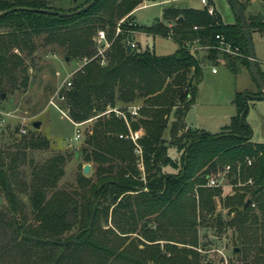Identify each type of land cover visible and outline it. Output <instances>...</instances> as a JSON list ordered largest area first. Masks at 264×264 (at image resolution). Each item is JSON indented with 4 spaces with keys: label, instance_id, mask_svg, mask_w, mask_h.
I'll return each mask as SVG.
<instances>
[{
    "label": "trees",
    "instance_id": "trees-1",
    "mask_svg": "<svg viewBox=\"0 0 264 264\" xmlns=\"http://www.w3.org/2000/svg\"><path fill=\"white\" fill-rule=\"evenodd\" d=\"M89 1L73 0L65 10L73 13L61 16L28 10L50 7L45 0H0V11L14 8L0 14V98L26 89L27 70L34 67L26 58L36 49V37L57 43L68 59L94 55L99 29L110 42L104 64L100 57L82 64L72 73L70 87L60 91V105L73 121L95 118L80 148L83 160L93 162L94 176L80 174L70 188L59 185L66 160L62 153L37 162L28 175L19 170L17 161H24L26 148L48 145L37 133L17 134L13 150H0V190L6 202L0 208L5 236L0 264L8 258L14 264H212L198 250L200 225L236 231L234 247L241 250L233 247L239 256L228 264H264V140L252 139L246 118L248 98H264L262 87L235 92L236 112L219 131L192 128L185 118L204 66L223 60L234 72L242 65L249 68L241 21L236 15L235 22H224L218 9L209 13L203 6L177 4L164 6L162 19L141 24L134 12L142 0H96L76 12ZM236 1L250 32L263 31L264 14H248V3ZM135 30L172 38L177 48L163 54L148 45L138 48L130 36ZM217 34L239 54L224 51ZM195 44L201 49L192 51L188 45ZM132 105L139 106L137 116L129 113ZM116 107L132 130L141 131V155L130 138L119 136L129 127L114 110L107 112ZM170 144L180 153L178 159L169 153ZM226 164L233 166L232 181L251 177L253 182L232 195L223 194L221 186H207L209 174ZM166 165L178 171L166 172ZM217 198L228 218L216 211Z\"/></svg>",
    "mask_w": 264,
    "mask_h": 264
},
{
    "label": "rangeland",
    "instance_id": "rangeland-1",
    "mask_svg": "<svg viewBox=\"0 0 264 264\" xmlns=\"http://www.w3.org/2000/svg\"><path fill=\"white\" fill-rule=\"evenodd\" d=\"M221 13L225 22L236 19L235 11L229 0H213ZM248 3L246 12L255 14L261 11L264 14V7L260 0H244ZM48 8L57 11L67 10L73 4V0H45ZM188 5L202 6L199 0H142L139 8L134 12L135 19L138 23H151L153 20L162 19L163 7L167 5ZM122 19L119 20V22ZM117 23V30L119 27ZM130 35L134 39L138 48L154 47L157 54L172 53L177 48V44L172 38L165 36H150L144 31L135 30ZM253 46L258 57H262L263 62L260 67L264 69V30L252 31ZM36 49L31 58H26L28 63L30 59L33 62V68H29L28 74L30 81L25 90L18 88L12 93H5L0 98V110L8 111L9 115L5 117L3 127H0V150L4 153L13 150L14 145L18 142L15 127L23 124L27 128V133L39 134L48 139V145L44 148L24 150L26 157L24 161L18 160L17 167L23 169L25 173L30 172L31 167L44 158L54 153H62L66 156L65 163L62 166L63 174L58 180V184L66 187L75 186L76 176L83 174L84 176H94L93 162L83 160L80 154V148L86 139V133L90 130L94 119L89 118L81 122L79 125L80 134L78 139L73 138L75 125L67 113V110L60 105L62 99L57 95V89L79 64L78 58H63L64 51L57 43H45L43 38L36 37ZM16 51V49H14ZM212 65L216 66L218 73L212 72ZM36 68V69H35ZM245 68H247L245 66ZM204 73L199 83V92L196 96V106L191 111L192 118H195L202 126L211 132L219 130L221 125L229 124L231 114L236 112L235 104L232 98L236 91H244L253 89L257 84L248 68V72H234L230 68H226L219 64H211L204 66ZM72 74V73H71ZM72 76V75H71ZM252 90L251 92H258ZM263 90V89H262ZM249 109L247 112V121L254 132V140H264V99L255 100L248 98ZM63 111V112H62ZM172 116V115H171ZM38 120L40 125L33 129L32 121ZM171 122V120H170ZM14 123L13 129L10 124ZM192 128H196L190 126ZM167 142L170 140L168 128L164 133ZM169 153L174 159H178L179 152L174 145H169ZM90 163V171L83 173L81 167ZM219 167L217 170H221ZM18 170V169H17ZM165 171L177 172L178 168L171 165L165 166ZM226 185L223 188V194L232 195L236 188L244 187L245 183L240 180L232 181L227 177ZM216 211H221L225 218L227 208L222 205V199L217 198ZM5 197L0 190V208L5 207ZM200 247L198 250L202 254V259H209L212 264H228L230 260H234L238 255L233 252V247L237 244V233L234 229H215L213 226L200 225ZM5 236L0 231V246L4 242ZM238 245V244H237ZM240 246V245H239ZM241 246L239 247V251ZM238 251V252H239ZM236 252V253H238ZM9 261V258H8ZM6 264H14V261Z\"/></svg>",
    "mask_w": 264,
    "mask_h": 264
},
{
    "label": "built area",
    "instance_id": "built-area-1",
    "mask_svg": "<svg viewBox=\"0 0 264 264\" xmlns=\"http://www.w3.org/2000/svg\"><path fill=\"white\" fill-rule=\"evenodd\" d=\"M199 2L201 3V5L203 7H206L208 12L209 13H214L215 11H217V7L216 5L214 4V1L213 0H199ZM118 30H120V28H118ZM216 37L220 38V41H221V48L224 50V51H228V52H232V53H236V54H239L237 52V49L236 47H233L231 45V43L229 42H224L223 40V37L220 36L219 34L216 35ZM94 41L96 42V46H97V51L94 55L90 56V57H87V56H82L81 59H79V64L78 66L72 71L69 73V75L66 77V79L60 84L59 88L57 89V95L59 96L60 99H63V95H60V91L61 89H68L71 85V80H70V77H71V73H73L75 70H77L78 68H80L82 66V64L96 58V57H100V61L102 64H104L106 62V56H105V51L106 49L110 46V42L107 40L106 38V33H105V30L104 29H99L98 32L96 33V35L94 36ZM189 48L192 50V51H195L196 49L199 50L201 49L200 45L198 44H195V45H188ZM220 63H223V60H221ZM211 69L215 72V71H218V69L216 68V66L212 65ZM110 110H114L115 113H117L118 115H121L124 120H126L127 122V125L129 127L128 129V132L127 133H119V136L121 137H126V138H130L134 143H135V151L141 155L142 152H141V147H140V144H139V138L141 137V131L138 130V129H131L130 128V124H129V121L127 120V116L126 114L124 113V111L118 109L117 107L116 108H109L107 109V112H109ZM63 112V111H62ZM129 113L131 116H137L139 114V106L138 105H132L130 108H129ZM9 115V112L8 111H1L0 110V127H3V124L6 123L5 122V117ZM81 124V122H74V125H75V130H74V135H73V138H75L76 140L78 139L79 137V134H80V129H79V125ZM11 128L13 129L14 127V123L10 124ZM27 132V128L21 124L19 125V128H18V132L17 134H25ZM247 161V164H251V158L248 157L246 159ZM140 167L142 168V163L140 161L139 163ZM233 169V166L232 165H229V164H226L221 170H217L215 171V173H211L209 174V176L207 177V180H206V185L207 186H212V187H215V186H224L226 185V182L224 180L227 179V177H229V174L231 173ZM238 180H240L238 178ZM243 182L242 180H240V183ZM249 182V183H252L253 180L251 177H248L247 178V181L244 182L245 184Z\"/></svg>",
    "mask_w": 264,
    "mask_h": 264
},
{
    "label": "water",
    "instance_id": "water-1",
    "mask_svg": "<svg viewBox=\"0 0 264 264\" xmlns=\"http://www.w3.org/2000/svg\"><path fill=\"white\" fill-rule=\"evenodd\" d=\"M96 2V0H91L88 3L80 6V8H78L76 10L80 11V10H84L87 9L88 7H90L91 5H93ZM229 3L232 5L237 17L239 18V20L241 21L242 24V30L244 33V36L246 37V42H247V49L249 52V68L251 69V73L253 75V77L255 78L256 82L259 84V86L262 87L263 91H264V79L262 77V75L259 73L258 67L256 66V53L254 51V46H253V36L251 35L250 29L248 27V22L245 18L244 12L241 9L240 5L237 3L236 0H229ZM14 8H10V9H5V10H1L0 14H4L6 12H8L9 10H13ZM28 10H36L39 12H44V13H53V14H59V15H64V14H72L73 12H69V11H57L54 9H50V8H38V7H32V8H28ZM128 50H131V45L127 46ZM4 93H2V97H3ZM264 96V93H263ZM32 126L33 127H38L40 125L38 120L32 121ZM81 170L83 171V173H87L90 171V163H86L82 166ZM250 202V199L247 200V204ZM239 249V247H234V251H237Z\"/></svg>",
    "mask_w": 264,
    "mask_h": 264
},
{
    "label": "crops",
    "instance_id": "crops-1",
    "mask_svg": "<svg viewBox=\"0 0 264 264\" xmlns=\"http://www.w3.org/2000/svg\"><path fill=\"white\" fill-rule=\"evenodd\" d=\"M214 4H215V1H214ZM216 5V7H217V4H215ZM217 9H218V7H217ZM219 10V9H218ZM220 12V11H219ZM221 14V13H220ZM222 17V16H221ZM223 20V19H222ZM224 22H225V20H224ZM227 22V21H226ZM229 22H235V19L233 18V20L232 21H229ZM255 51V50H254ZM255 53H256V51H255ZM256 62H257V65H258V67H260V64L263 62V59H262V57H258V55H257V53H256ZM221 65L222 66H225V65H223V63H221ZM226 67V66H225ZM227 68V67H226ZM261 69H262V67H260ZM241 72H244V71H247L248 72V68H245V66H241V70H240ZM262 71H264V69H262ZM212 72L213 73H218L219 71H213L212 70ZM254 82H256L255 80H254ZM253 84H257L256 85V87H254L253 86V89L254 90H257L258 89V83H253ZM259 88H260V86H259ZM253 89H246L247 91H252ZM261 99H264V98H258V99H255V100H261ZM232 100H233V98H232ZM196 101V100H195ZM233 103H234V100H233ZM196 106V102L190 107V109L187 111V113H186V116H185V118H186V123H187V125L188 126H193V127H202V128H205L204 126H202L201 125V123H199L197 120H195V118H192V116H191V111H192V109L194 108ZM232 115V114H231ZM230 115V116H231ZM247 115V114H246ZM247 118V117H246ZM227 125V124H226ZM225 125H221L220 127V129L219 130H221L222 129V127H224ZM206 129V128H205ZM219 130H217V131H219ZM216 132V131H215ZM253 132V131H252ZM253 136H254V132H253ZM253 140H254V138H252ZM255 141V140H254ZM258 141V140H257Z\"/></svg>",
    "mask_w": 264,
    "mask_h": 264
}]
</instances>
